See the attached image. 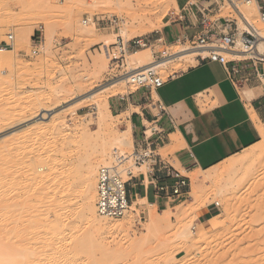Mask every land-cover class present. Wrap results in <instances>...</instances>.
I'll use <instances>...</instances> for the list:
<instances>
[{
    "label": "rangeland",
    "instance_id": "1",
    "mask_svg": "<svg viewBox=\"0 0 264 264\" xmlns=\"http://www.w3.org/2000/svg\"><path fill=\"white\" fill-rule=\"evenodd\" d=\"M28 2L29 0H0V128H6L0 134L9 131L7 128L20 118L28 120L19 127L20 133L44 126L47 123L32 121L36 108L55 110L65 100L79 97L118 76L124 70L126 62L123 67L120 62L118 66L109 62L103 47H99L105 44V40H109L110 44L118 34L125 39L134 37L133 32L137 33L136 36L152 34L160 30L173 14L178 13L175 0H43L41 5L36 2V6ZM240 9L246 11L248 20L264 34V24L258 20L256 13L245 7ZM227 14L236 18L225 2L218 15ZM94 15H115L120 22L117 26L108 28L82 24L85 16ZM124 29L127 35L122 32ZM28 30H32L28 36H20L21 31L26 34ZM169 32L172 38L176 36L174 28H170ZM7 33L14 34L11 49L1 47ZM34 37H40V52L30 56ZM175 45L170 47V52L181 48L179 44ZM138 50H146L150 59H153L150 49ZM100 56L106 65L99 61ZM127 58L128 56L126 61ZM196 63L197 61L188 63L187 68ZM173 64L167 67L165 73H161L164 79L172 74ZM134 89V85L127 84L115 95H104L103 100L106 98L111 117H108L110 128L107 127L102 134L98 132L94 119L97 107L84 100L72 106L81 115L75 117L76 122L67 111L54 113L48 122L57 127L54 134L41 133L31 135L26 140L17 139L16 145L13 143L12 147L0 150V198L7 199L14 195L18 205H21L22 199L28 198L24 192L29 194L32 191L28 198L30 200L26 199V204L32 206L35 204L34 194L43 188L46 192L45 197L40 196L44 200L43 205H48L47 202L50 201L56 204H53V208L47 206L48 209L42 216L48 222L53 221L55 216L60 219V228L56 230H63L59 244L70 242L71 246L78 249L83 242L82 247L85 249L79 248L83 252L76 250L77 259L82 264H264V151H260L257 146L250 149L253 151L252 156L245 165L230 163L232 159L214 167L220 171L214 183L204 178L210 168L193 171L192 174L181 172L189 178L187 193L170 201L164 210L132 204L128 213L120 218L108 219L97 214V170L101 165L110 163L112 156L111 153L110 156L107 154L104 162L101 161L97 153L100 139L104 141L105 138L110 142L127 125L126 117L129 115L128 112L116 111L111 101ZM76 135L80 139L79 143L72 138ZM120 148V151L132 152L133 138H130L128 147ZM87 158L94 165L91 169L88 167L91 170L90 178L86 174ZM238 158L235 157V161ZM51 161L56 163L58 170L56 182L49 181L50 171L46 167L37 170V166ZM132 171L137 174L138 171H145V168H133ZM33 172L39 178L48 176L44 179V184L33 179ZM195 175L197 179L193 181L191 178ZM12 178H15L14 184L11 182ZM87 182L90 183L88 197L94 201L96 216L107 224L131 221L133 225L127 237H140L138 243H123L121 239L126 236L118 233L114 236L115 241H119L118 248L107 251L103 247L110 239L105 240L106 235L92 228L81 216L84 199L81 190ZM32 188L37 189L34 191ZM21 195L24 197L19 198ZM215 202L219 203L218 209L214 208L213 212L215 224L207 226L205 232L201 231L199 234L201 226L195 223L196 217L193 216L198 208H211ZM151 212L155 213L156 222L148 231ZM27 217H30L27 212H20L18 216L22 231L23 227H27ZM191 227L198 231V237L188 233ZM185 228L187 232H184ZM31 234L32 232L25 234L28 238L26 240H32L29 237H33ZM16 239L20 244L17 246L20 247L21 235H17ZM187 245L190 249L185 252ZM28 247L30 248L22 247V253L30 251L31 246ZM93 257L95 262L91 263ZM87 258L91 260L88 261ZM58 264L66 263L61 260Z\"/></svg>",
    "mask_w": 264,
    "mask_h": 264
},
{
    "label": "crops",
    "instance_id": "2",
    "mask_svg": "<svg viewBox=\"0 0 264 264\" xmlns=\"http://www.w3.org/2000/svg\"><path fill=\"white\" fill-rule=\"evenodd\" d=\"M184 1L176 0L178 13L156 31L170 42L196 31L185 29L186 21L178 19ZM170 28L175 30L174 38ZM240 67L234 85L220 63L203 61L183 73L170 74L158 88L134 89L111 101L116 111L129 113L126 119L131 124L133 142L141 139L143 132H155L148 139L152 166L133 174L126 184L131 205H148L161 211L172 201L156 190L157 185L174 181L164 176V165L185 174L198 168L206 170L261 140L264 88L255 77V68L264 71V62L254 68L245 61ZM141 147L146 146L142 143ZM214 210L213 206L198 208L195 223L206 230Z\"/></svg>",
    "mask_w": 264,
    "mask_h": 264
},
{
    "label": "bare ground",
    "instance_id": "3",
    "mask_svg": "<svg viewBox=\"0 0 264 264\" xmlns=\"http://www.w3.org/2000/svg\"><path fill=\"white\" fill-rule=\"evenodd\" d=\"M36 2H38V4ZM39 2H41V3L39 4ZM42 2H43V0L42 1L41 0L40 1L29 0L28 3L29 4L31 3L32 5L36 6V4L41 5ZM175 2H176V0H175ZM225 2L229 6L228 1L226 0ZM239 9H240V7H239ZM239 11L248 20V17L245 14L246 11H244V9L243 10L240 9ZM234 12H235L234 13L235 17L237 18V25L239 28H241L243 23H244L243 18L236 10ZM45 25H46V23H45ZM31 31L32 30H28V32H26V34H25V32L21 31L20 36H22V37L28 36L31 33ZM122 32L127 35V31L125 29L122 30ZM136 34L137 33L133 32L134 37L136 36ZM108 43H109V40H105L104 45H108ZM173 45H175V44H173ZM173 45H172V47H173ZM218 51L225 53L228 57H231L232 55H240V56L243 55L240 52H233V51H228V50H218ZM257 51L258 52H255V54L257 56L264 55V43H263V41L258 42ZM198 52L199 51H197L196 49L186 50L185 48H179V49L173 51L171 56L166 57V58L159 60V61H156V62H154L153 59H150V55L148 54V52L146 50H136L134 52H131L128 55L124 70L118 76H116L112 80L108 81L107 83L102 84V85L98 86L97 88H94V89L90 90L89 92H86L85 94H83L79 97H71V98L65 100L64 104L59 106L55 110L50 111V110H46L44 108H40V109L36 108L35 111L33 112L34 118L32 119V121L34 123L44 122V123H47L46 125L36 127L33 131H25V132L20 133L19 127H21V125H23L24 123H27L28 120L26 118L25 119L24 118L18 119L14 124H12L11 126H9L7 128V129H10L9 131L3 132L2 134H0V150H3V148L6 149L7 147L9 148L10 146L12 147L13 143H15L17 139L26 140L31 135L41 134V133H43V134H54L56 132L57 127L53 123H48L49 119L53 117L54 113H60V112H64V111L66 113V111H67V113L71 116V119L74 120L75 117H79L81 115L78 113L77 108L76 107L72 108V106L74 104H76L80 101H84V100L90 101L91 104H93L97 107L96 108L97 112H96V114L94 113V119H96V125H97L98 132L102 134L107 130V127L110 128V126H108V117H111L110 110H109L108 104L106 102V98H105V100H103V97L105 94L106 95L107 94L115 95V94L119 93L124 86H126L127 84H130V83H128L129 82L128 78L130 75L137 73V72H140V71H142L148 67L153 66L156 69H159L161 71L160 73H165V71L167 70V67L170 64L177 62L176 64H173L171 73H181V72L183 73L184 71H186L188 63L196 61L195 57L199 56L200 54L201 55L207 54V51H200V53H198ZM98 57H99V55H98ZM99 61H101V63L103 65H106V62H104L102 56H100ZM43 111H45V112H43ZM126 115H128V114H126ZM85 116H82V117L84 118ZM90 116H92V115L90 114ZM71 125L76 127L75 123L71 122ZM3 129H6V128H4V127L0 128V132L3 131ZM259 129H260V134H261V140L258 143H256L255 145L243 150L240 153H237V154L231 156L230 158H228L226 160L229 161V160L233 159L234 161L232 160V162H230V163H235V164L237 163L238 165H241V164L245 165L246 163H248L249 159L252 156L253 151H250L251 148L257 146V148L260 151H264V128L262 125H260ZM77 136L78 135L72 136V138L74 140H76V142L79 143L80 139ZM131 137H132L131 124H130V122H128L127 125L122 130H120L119 133L117 135H115L111 139L110 142L105 138H104V141H103V139H100V144H99L100 149L98 150L97 153L99 154L101 161L104 162V156L106 157L107 154H109V156H110V153L112 155V153L114 151H118V150L120 151L121 150L120 147H122V148H123V146L128 147L130 145V138ZM101 141H103V142L101 143ZM17 142H18V140H17ZM16 143L14 145H16ZM98 154H96V155H98ZM238 155H240L239 158H238ZM235 157L238 158L236 161L234 159ZM100 159H99V162H100ZM226 160H224V161H226ZM85 161H86V167H87L86 174H87V177L90 178V175H89V174H91L90 169H91V166H94V165H93V162L89 158L85 159ZM224 161L220 162L219 164L223 163ZM219 164H217V165H219ZM235 164H230V166L235 165ZM44 165L37 166V170H42V168L46 167L50 171L48 173V176H50L49 181L53 180L52 182H56V175L58 173L56 163L54 161H51V163H49V164L46 163ZM217 165H215L214 167H216ZM88 167L90 169H88ZM214 167H211L209 169V171L204 174V178L206 180L210 181V183H212V182L214 183L215 180L220 175V171L218 169H215ZM228 167H229V165H228ZM197 170H201V169L198 168ZM197 170H194V171H197ZM192 172L193 171H191L189 173L192 174ZM33 173H35V175L32 174L33 179L38 180L39 183L42 182V184H44L43 181H44V179L46 180L48 176L46 175L45 176L46 178L45 177L41 178V176H40V178H39V176H37L36 172H33ZM191 176H193V175H191ZM204 178H202V179H204ZM1 179H2V176H0V181H1ZM191 179H193V181H194L195 179H197V176L195 175L194 178L192 177ZM14 180H15V178H12V180H11V182L13 184L15 183ZM35 182H37V181H35ZM37 185H39V184H37ZM30 186H33V185H30ZM27 188H29V187H27ZM29 189H28V192L30 191ZM35 189H37V188H34V189L32 188V190H34V191H35ZM89 190H90V183L87 182L84 184V186L81 190V192L84 195V197H83L84 199L82 201L83 204L81 206V216L84 218V220L87 224L92 226V228L104 233L106 235V237L104 238L105 240H107V238L110 239L109 241H106L103 244V247L107 251H112L113 249L118 248L119 241H115V239H114V236L118 233L126 236V238L121 239L123 241V243L129 244V245H135L136 243H138L141 240L140 237H137L134 235L132 238H129V236L127 237L129 230L131 229V227L133 225V223L132 224L130 223L131 221L130 222L120 221V222H115L112 224H107L106 222H103L102 219H100L96 216V213L94 211V201H93V199H90L88 197ZM30 192H32V191H30ZM30 192L28 194L26 191V192H24V194H27V197L29 198L31 196ZM45 194H46V192L44 191L43 188H41L40 190L38 189L36 191V193L34 194L36 196V197L34 196L35 200L33 201V202H35V204H33L32 206L26 204V199H28V198H26V199L23 198L24 195H23V197H22V195L18 196L19 198L24 199V200L22 199L21 205H18V203L14 199V195L10 196L7 199L0 198V264H58L61 260H64V263H66V264H82V263H80L81 261L79 262L77 259L78 253L76 255V250L80 253L83 252V251H79V248L82 247L83 242L81 243V245L79 244L80 246L78 249H75L74 248L75 246H71L70 242H68V244H64V245L59 244V242L62 239L60 237V233L63 230H59L57 232H56V230L60 228L58 226L60 219L57 216H55L53 221L48 222V219L42 216V214L46 212L48 207L53 208V204L55 203V202L53 203L52 201H50V203L47 202L48 205L47 204L43 205L44 200L42 198H40V196L45 197ZM28 200H30V199H28ZM50 200H52V199H50ZM30 203H32V202H30ZM59 205H60V203H59ZM55 206L56 205H54V207ZM41 207H43V208H41ZM20 212H27V214L30 216V217H27V222L25 221L27 224V227L24 224V226L26 228L23 227V230L29 231V232H26L27 235H28V233L32 232L31 235H33V237L29 235V237L32 238L31 241L26 240V239H28L25 237L26 233L24 231H22V229H20V228H22L19 226L20 221H18V219L20 218V217L18 218ZM37 212H39V213H37ZM31 213L32 214L34 213V214L32 215ZM149 216H150V219H148L149 220V227L147 228L148 231L150 230V226L156 222V220H155L156 217H155L154 212H151ZM193 217L195 218L196 215H194ZM209 223H210V226H213L215 224V216L214 215L209 219ZM22 226H23V224H22ZM198 226L200 227V225H198ZM187 231L188 230L185 228L184 232H187ZM198 231L197 230L195 231L194 228L191 227V228H189L188 233H190L194 237H198L197 232L199 234L201 231L203 233L205 232L204 229H202V227ZM19 234L21 235V240H22L21 241L22 245L20 247L17 246L18 240L16 239V236ZM76 243H80V242H76ZM18 245H20V244H18ZM28 246H31L30 251L28 250L26 253H22L23 248H26V247H27V249L30 248ZM44 246H46V247L44 248ZM83 246H84V244H83ZM39 248L42 249L41 252L39 251V250H41ZM43 248H44V250H43ZM82 248H84V247H82ZM82 248H81V250H82ZM189 249L190 248L187 245L185 247V252L189 251ZM89 252H90V250H89ZM91 253H92V251H91ZM87 256H89V255H87ZM91 256H93V254ZM84 257H85V255H84ZM89 259L91 260V258H89ZM89 259H88V261H89ZM92 262H95L94 257L91 260V263Z\"/></svg>",
    "mask_w": 264,
    "mask_h": 264
},
{
    "label": "built area",
    "instance_id": "4",
    "mask_svg": "<svg viewBox=\"0 0 264 264\" xmlns=\"http://www.w3.org/2000/svg\"><path fill=\"white\" fill-rule=\"evenodd\" d=\"M226 0H185L180 8L181 14L178 19L186 21L185 29L196 30L193 35L183 33L174 42L168 41L163 35L156 31L149 35L135 36L125 39L121 35H116L114 42L103 47L109 62L118 66L126 62L129 53L138 49H150L153 61H159L172 55L170 47L179 44L186 50L196 49L207 51L206 55H199L197 62L213 61L220 63L230 82L234 85L238 80L237 76L241 71L240 63L250 61L254 68L258 63L264 62V55L257 56V45L259 41L264 43V34L254 27L241 13L239 7H245L256 13L258 20L264 24V0H227L233 13L236 10L243 18L241 28L237 25V19L232 14L218 15L225 5ZM120 19L115 15L110 16H85L82 19L83 25L93 24L102 28L117 26ZM6 39L1 42V47L11 49L14 42V34L7 33ZM218 50H228L240 52L243 55H232L227 57ZM40 52V37H34V44L29 52L30 56H35ZM169 75L166 77L168 78ZM255 77L264 88V71L258 72L255 68ZM164 79L155 67H148L140 72L129 76L130 84L135 89L158 88L163 85ZM155 132L145 134L142 138L133 142V150L130 153L124 151H114L111 161L101 165L96 175V212L99 216L114 219L123 217L131 207L130 197L126 184L133 175V168L151 167L150 160L153 159V151L149 147L151 142L148 139ZM145 144V148L141 144ZM135 145V147H134ZM164 176L173 178L172 183H163L156 186L158 193H162L165 198L172 201L187 193L189 178L176 170L171 165L163 166ZM126 177V178H125ZM213 207L217 210L219 203L215 202Z\"/></svg>",
    "mask_w": 264,
    "mask_h": 264
}]
</instances>
